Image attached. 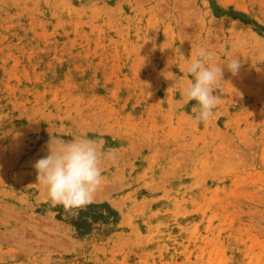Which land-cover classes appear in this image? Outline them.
<instances>
[{"label":"rangeland","instance_id":"obj_1","mask_svg":"<svg viewBox=\"0 0 264 264\" xmlns=\"http://www.w3.org/2000/svg\"><path fill=\"white\" fill-rule=\"evenodd\" d=\"M50 136L115 154L88 214L36 181ZM0 264H264V0H0Z\"/></svg>","mask_w":264,"mask_h":264},{"label":"clouds","instance_id":"obj_2","mask_svg":"<svg viewBox=\"0 0 264 264\" xmlns=\"http://www.w3.org/2000/svg\"><path fill=\"white\" fill-rule=\"evenodd\" d=\"M213 58L211 51L201 48L196 58L187 65L186 75L189 79L182 98L185 104L196 102L192 105V112L197 122H208L220 103L217 90L224 69L222 64L213 63ZM223 65L235 76L240 70L241 61L232 58ZM46 149L47 154L38 159L33 167L36 181L44 186L50 206H61L65 212L72 214L74 210L92 203L104 180L102 155L115 160V154H102L98 150V141L87 136L71 140L50 136Z\"/></svg>","mask_w":264,"mask_h":264},{"label":"trees","instance_id":"obj_3","mask_svg":"<svg viewBox=\"0 0 264 264\" xmlns=\"http://www.w3.org/2000/svg\"><path fill=\"white\" fill-rule=\"evenodd\" d=\"M93 207H95L93 204H89V205L86 206V208H89V209H87V210L80 209L79 214L80 215L88 214ZM72 222L76 226H80V227L81 226H86V223H85L86 221L80 216L73 217L72 218Z\"/></svg>","mask_w":264,"mask_h":264}]
</instances>
